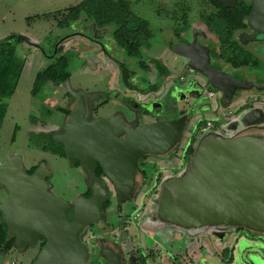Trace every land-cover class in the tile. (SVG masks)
Instances as JSON below:
<instances>
[{"label":"water","instance_id":"water-1","mask_svg":"<svg viewBox=\"0 0 264 264\" xmlns=\"http://www.w3.org/2000/svg\"><path fill=\"white\" fill-rule=\"evenodd\" d=\"M218 1L228 6L235 4V0ZM253 1L247 19L253 31L248 36L251 39L264 34V0ZM246 37L244 33L238 38L242 45H246ZM60 44L56 54L62 49ZM174 51L189 60L191 70L203 74L212 87L225 95L226 106L238 99V92L264 91L259 83L242 81L214 68L210 50L203 45H180ZM94 61L93 57L88 63L95 68ZM64 85L73 101L63 122L64 133L52 139L63 146L71 166L80 164L89 173L99 166L113 185L119 204L136 201L142 192L147 179L139 171V163L145 157L163 158L176 153L198 105L209 102V98L198 100L179 118L139 125L129 122L122 113L93 119L94 102L103 95L73 90L69 80ZM52 175L46 163L29 174L21 157H13L0 167V189L7 194V199L0 202V215L8 236L15 239L18 252L34 248L41 238L45 239L32 264H96L91 263L92 254L83 234L92 225H101V208L113 194L95 183L91 197L80 195L67 201L51 192L52 184L47 179ZM156 200L159 226L183 230L240 227L264 234V136L220 139L215 131L201 129L184 175L165 177ZM215 236L223 239L221 234ZM244 245L241 242L237 247L239 258L264 264L253 250L246 252ZM97 257L103 264H140L135 252L126 256L105 241L100 243Z\"/></svg>","mask_w":264,"mask_h":264},{"label":"rangeland","instance_id":"rangeland-1","mask_svg":"<svg viewBox=\"0 0 264 264\" xmlns=\"http://www.w3.org/2000/svg\"><path fill=\"white\" fill-rule=\"evenodd\" d=\"M81 1L0 0V43L14 34L25 38V41L16 47V55L24 61L25 66L16 93L8 101V112L0 132V167L8 164L13 157H21L27 171L46 163L53 174L50 178L51 192L67 201H73L86 190L83 170L71 166L65 157L44 151L42 147L50 146L49 134L58 130L63 121L59 107L67 108L68 88L65 85L60 87L44 85L36 95H33L37 74L55 61L54 55L58 45L64 40L60 44L62 50L59 51L68 57L71 88L85 93H100L110 98L107 105L96 115L109 118L116 113H122L129 122L146 125L175 119L184 113L189 104L193 103L194 95L190 93L195 92L196 85H203L204 82L201 74L193 79L194 73L186 67L187 60L168 45V40L180 32L188 39L192 32H200L210 41L217 43L216 37L209 32L200 18L203 10L211 9L206 0H185L190 8L188 27H185L182 21L184 0H127L134 13L150 24L151 33V38L141 46L139 55L131 58L116 42V24L97 26L95 20L85 14L77 21L69 16L68 10ZM260 48L262 59H257L261 64L250 63L248 66L251 67V75L263 77L264 45ZM214 49L217 53V44ZM93 57L95 68L88 63ZM142 62L149 68H142ZM156 63L167 71V75L161 76ZM224 67L226 71L236 73L232 66L225 64ZM182 76L184 80L180 78ZM176 85V91L182 90L180 94L174 92L168 96L167 91H171ZM210 90L217 89L210 86ZM184 92L190 97L187 102L182 101ZM223 96V93H219L216 99L207 102L206 110L193 115L184 141L176 153L163 158L147 157L149 163L146 169L149 180L139 194L136 205L133 202L119 204L117 200H112L114 203L109 212L108 223L113 227V234L118 232L117 234L122 236L117 242L123 252L140 250L144 256L150 255V261L157 260V264L163 255L168 261L177 257L179 264L193 262L205 264L199 260L198 254L192 253L201 250L205 255L213 250L208 237L199 235L191 242L193 235L189 234L185 239L167 240L163 233L160 234L157 230H154L155 233L151 232L158 224L154 205L162 183L157 182L154 168L158 166V170L163 173V179L171 174L172 178L184 175L188 167L185 147L193 124H200L206 129L205 122L211 121L213 128L221 119L230 117L231 112L237 113L244 106V100H237L229 107L223 108L225 105ZM173 99H177L179 103ZM157 105L159 107L156 108ZM218 108L219 112L214 111ZM45 110L49 111L50 115L45 114ZM147 110L151 113L159 110V114L155 117L149 115ZM198 138L199 135H196L194 145ZM107 182L114 196V188L108 180ZM157 183L159 186L153 189ZM5 197V191L0 189V201ZM144 204L146 212L151 211L154 221L149 227L143 224ZM138 212L140 215L134 220ZM128 217H131L132 223H126ZM188 239L191 241L188 242ZM87 243L91 245L90 242ZM219 246L217 245L218 249L221 248ZM247 246L245 243L244 247ZM38 250L39 246L27 253L15 250L12 255L6 257L0 253V264H9L12 260L30 264ZM91 251L96 254L97 249L91 248ZM216 251L218 250H213L214 253ZM238 252L237 250V254ZM241 263L246 264L243 259Z\"/></svg>","mask_w":264,"mask_h":264},{"label":"trees","instance_id":"trees-1","mask_svg":"<svg viewBox=\"0 0 264 264\" xmlns=\"http://www.w3.org/2000/svg\"><path fill=\"white\" fill-rule=\"evenodd\" d=\"M211 7L210 10H203L200 13V18L208 28L209 32L217 39V58L225 64L237 69L248 66L250 63L259 65L258 59L252 55L239 42L236 35L240 31L247 28L246 20L250 14L251 6L244 0H240L236 6H228L218 0H206ZM183 6L182 21L185 27H188V12L189 6L185 0ZM69 16L77 21L82 14L95 20L97 26L106 24H116L115 38L117 44L131 57H137L140 53L141 46L151 38L150 24L137 16L131 8V4L127 0H82L77 6L70 8ZM64 27L67 26L63 25ZM25 41V38L20 35H10L0 43V132L6 118L9 103L8 101L14 96L19 84L25 63L16 55V47L18 44ZM62 50V49H61ZM55 61L50 64L43 72L38 73L33 88V95H36L42 86L60 87L71 78V73L68 67V57L65 53L58 50L54 55ZM141 67L148 69V65L142 62ZM157 87H155V90ZM68 97L72 96L67 92ZM62 113H68L67 108L59 107ZM45 114L50 115V112L45 110ZM205 122L204 126H207ZM201 126L200 124H198ZM198 126L192 131L188 144L185 147L186 159L191 157L194 148L195 136L199 135ZM50 146H43L44 151H50L53 154L65 157L62 145L56 144L49 134ZM37 166L32 167L28 172L32 174ZM155 174L157 182L162 181L163 173L155 166ZM99 174L102 170L99 167ZM149 180V177H148ZM113 201L106 204L110 207ZM15 239L9 238L7 226L2 221L0 215V253L2 256H10L15 251ZM45 244V239L42 238L39 248ZM139 257L140 264H148L150 255L144 256L140 250L135 251ZM153 254V253H152ZM227 255V254H225ZM174 264H179L177 257L172 261ZM21 264V263H20Z\"/></svg>","mask_w":264,"mask_h":264},{"label":"flooded vegetation","instance_id":"flooded-vegetation-1","mask_svg":"<svg viewBox=\"0 0 264 264\" xmlns=\"http://www.w3.org/2000/svg\"><path fill=\"white\" fill-rule=\"evenodd\" d=\"M239 1L240 0H235V4L233 6H236ZM244 1L249 6H251V11H252V8L254 6V1L253 0H244ZM251 11H250V13H251ZM246 26H247V28L240 31L239 33H237L236 37L238 39L242 34L246 33L247 37L244 38V39H246V45H243V46L247 49V51H249L256 58L262 59V53H261L262 48H260V47H262L264 45V34H258L255 36V38L251 39L248 36L251 35L253 31L250 27H248L247 20H246ZM184 32L186 33V31H184ZM181 33H183V32H180L179 35H176V37H172V38H170V40H168V42H167L168 45L173 47V49L176 48L177 46H180V45H183V46H192L195 44L203 45L204 47H206L210 50V61H211V65L214 68L220 69V70L232 75L233 77H235L239 80L256 82V83H259V84L264 86V76L262 77L260 75H255V74L251 75V69H250L251 67H249V66L240 67V68L235 69L236 73H230V72L226 71L224 69L225 63L224 62L221 63V60H218L217 55H216V50L214 49L217 43L215 44L213 41H210V39H208L206 35H204L200 32H194V33L192 32L190 35L191 37L188 39L187 37H185L186 35L184 33L182 35H181ZM186 60H187L186 67L188 68V70H190L189 60L188 59H186ZM156 64H158V70L160 71L161 76L167 75V71L163 70L162 66L159 63H156ZM193 73H194L193 79H195L199 74H201L198 72H193ZM201 75L204 78L203 85H196L195 92L190 93L191 95H194L193 96L194 99L191 98V99H193V103L189 104V106L185 110V112L189 108H191L194 104H196L198 102V100L209 98V93L211 92V90H210L211 84L204 77L203 74H201ZM180 78L182 79L183 76ZM182 80H184V79H182ZM176 89H177V85L171 91L170 90L167 91L169 93L168 96L172 95V93H174V92L175 93L177 92L178 94H180V92L182 90L178 89V91H176ZM206 91H207V94H206ZM214 92H216V94L221 93V91H219V90H216ZM183 94L184 95H183L182 101L187 102L188 100H190L189 94H187L186 92H184ZM238 95H239V97L237 100H242V101L244 100L243 101L244 106L241 108V110L238 111L237 113L231 112L232 114L230 113V115H229L230 117H224L223 120L221 119V121L216 126L211 128V130L215 131L217 137L220 139H229V138H233V137H237V136H243V135H250V136H255V137H259V138L264 136V91L259 93L256 89H252L248 93L238 92ZM223 97L225 98V95ZM67 99H68V101H67L68 113L64 114L61 112V117H62L63 121L61 122L58 130H54L51 132V138H53V135H55V134H63L64 133L63 122H64L66 116L69 115V113H70L69 106L71 105V102L73 101V97L72 98L67 97ZM254 99H257V100H254ZM109 100H110V98L103 96L99 100H96L94 102L93 117H92L93 119L100 117L99 115H96V113L99 112L100 109L103 108L105 105H107ZM173 100L176 103H179L177 99H173ZM210 100L211 99L209 98V101ZM237 100H233L230 105H232L233 102L235 103V101H237ZM251 100H253V101H251ZM99 102H100V105H99ZM223 102H224V99H223ZM206 104H207V101H204L203 103L199 104L197 109L195 110L194 114L196 112L201 111V110L202 111L206 110ZM157 107H159V105H157L156 108ZM227 107L228 106L224 105L223 108H227ZM256 108L258 109V112H253V110ZM146 112L149 115H152L155 117H157L159 114V110H155L152 113L148 110ZM185 112L176 118H179L180 116L185 114ZM259 112H261V113L259 114ZM255 120H256L255 123H249V121H255ZM197 126H198L199 130L203 129L202 126H199L197 123H195V124H193L194 130ZM148 163H149V160L147 157H145L138 165L139 171L144 173V175L147 179L143 188L146 186L147 181H148V172L146 169L147 168L146 166L148 165ZM76 167H80L84 173V179H85L84 183L86 186V190L84 191V193L81 194L82 196H84L85 198L91 197L95 183L101 184V186L104 189H106L109 193H112L111 188L108 185L107 180L103 176V173L101 175L99 174V166H97L92 171V173L86 172L84 167H82L80 164H77ZM170 176H172V174ZM47 180L50 182V178ZM159 184H160V182H159ZM159 184H158V186H159ZM110 185L113 188V185L111 183H110ZM143 188H142V190H143ZM6 199H7V194H6V197L3 198L0 202L5 201ZM113 199L116 200L115 196H113L110 201L104 203L102 208H101V210L103 212V221H102L101 225L99 227L92 225L90 228H88L85 231V233L83 234V239H85V241H86L87 234H92V237L94 239L93 242H95L98 247H99L101 242L105 241V242L113 244L119 252L128 256L131 252L130 251H127L126 253L123 252L121 250V248L119 247V243L117 242L118 239L121 238L122 236L118 235L117 234L118 232L113 234L112 233L113 227L111 226V224L108 223L109 212L111 211V209H112L111 206L113 204L110 207H106V204L111 202ZM133 204L136 205V201H134ZM117 205H118V203H117ZM145 208H146V206L144 204L143 213H144L145 217H142L143 222H144L143 224L147 225L149 227L151 225V223L154 221H153L152 214H150L151 211H150V213H147ZM139 215H140V212H138L136 214V216L134 217V220H136V217H138ZM126 223L127 224L132 223L131 217H128ZM158 229H160L159 230L160 232L158 231ZM154 230H157V232L160 234L163 233L164 237H166L167 240H169V239L174 240L176 238H184L185 239L189 234H192L193 235L191 238L192 241L188 239V242L189 241L193 242V240L196 239V237L199 235H201L202 237L203 236H205V237L210 236L213 238L214 242H216V245H220L219 247H221V248H220V255L219 256L221 258H218V259L221 263H224V264L225 263H227V264H240L242 259L238 257L236 249H237L239 243H241V242H244L248 245L246 247V252L253 250V252H255L262 260H264V234H258V233H253V232L251 233V231L248 232L244 228H240V227H216V228H204V229H201L199 231H193V230H183L181 228L174 227L171 225L159 226L156 224L155 228H153V231H151V232L155 233ZM215 233L221 234L223 236V239L218 240L219 238H217L215 236ZM208 240H209V237H208ZM40 242H42V238L39 240L38 244L34 248L28 247L23 253H27L29 250H36L37 247L40 246ZM209 242H210V240H209ZM226 244H227V246H226ZM41 248H39L38 253L41 250ZM92 249L96 250V248H92ZM97 251H98V249H97ZM90 252L92 254L91 263L103 264V261L97 257V252H96V254H93L91 249H90ZM38 253L31 260L30 264H32L34 262ZM225 254H227V257H229V255H231L230 259L228 261L224 257ZM95 259H97V260H95ZM245 263L246 264H252V262H245Z\"/></svg>","mask_w":264,"mask_h":264},{"label":"crops","instance_id":"crops-1","mask_svg":"<svg viewBox=\"0 0 264 264\" xmlns=\"http://www.w3.org/2000/svg\"><path fill=\"white\" fill-rule=\"evenodd\" d=\"M229 107V106H228ZM214 111H217V112H219V108L218 109H215ZM193 127V126H192ZM194 128V127H193ZM124 225V224H123ZM209 237V240L211 241L210 243L212 244V248H213V250H218V251H216L215 253L213 252V250H210L209 251V253L208 254H205V255H203L201 252V250H197L196 252L194 251L193 253H192V255L194 254V255H199L198 257H199V260L200 261H202V263H205V264H219L220 263V261H219V259L218 258H221L219 255H220V249H218L217 248V245L214 243V240H213V238L212 237H210V236H208ZM211 248V249H212ZM216 248V249H215ZM237 250V249H236ZM199 251V253H197ZM132 252H135V251H132ZM131 252V253H132ZM219 252V253H218ZM160 253V252H159ZM154 254H156V253H154ZM188 254H189V252H188ZM218 254V255H217ZM230 256L231 255H229V257H227V255H225L224 257H225V259L228 261L229 259H230ZM223 257V258H224ZM175 258V257H174ZM168 258H166L165 257V255H163V256H160V263H158V264H170L172 261H173V259L171 260V258H170V261H168L167 260ZM157 262V260H153V261H148V264H157L156 263ZM172 264H174L173 262H172ZM192 264H195L194 262L192 263ZM225 264H227V263H225Z\"/></svg>","mask_w":264,"mask_h":264},{"label":"built area","instance_id":"built-area-1","mask_svg":"<svg viewBox=\"0 0 264 264\" xmlns=\"http://www.w3.org/2000/svg\"><path fill=\"white\" fill-rule=\"evenodd\" d=\"M191 73H193L194 71L193 70H189ZM182 79H184V77L182 78ZM217 95L218 94H216V92H214V91H211L210 93H209V98L210 99H216V97H217ZM212 126H213V123L211 122V121H208L207 122V128L208 129H211L212 128ZM194 130V128L192 127V131ZM192 133V132H191ZM189 141V140H188ZM187 141V144H188V146L190 145V142H188ZM186 144V145H187ZM156 177V176H155ZM158 187V185H154L153 186V189H156ZM87 238H86V241H85V239H84V241H85V243L88 245V247H89V249H91V248H96V249H98V246H97V244L95 243V242H93L94 241V239H93V237H92V234H87V236H86ZM87 242H90L91 243V245L89 246V244L87 243ZM9 264H20L19 262H17L16 260H12V261H10V263Z\"/></svg>","mask_w":264,"mask_h":264}]
</instances>
